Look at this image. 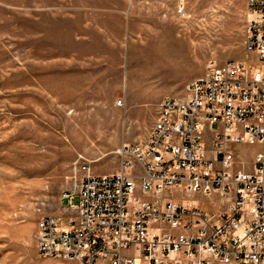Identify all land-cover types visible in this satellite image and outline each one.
I'll list each match as a JSON object with an SVG mask.
<instances>
[{
    "label": "rangeland",
    "instance_id": "1",
    "mask_svg": "<svg viewBox=\"0 0 264 264\" xmlns=\"http://www.w3.org/2000/svg\"><path fill=\"white\" fill-rule=\"evenodd\" d=\"M179 1L0 0V264H75L37 245L75 167L118 170L116 148L145 142L163 98L185 97L209 60L260 64L241 0H211L208 32L201 1L185 0L186 16ZM237 147L252 166L255 147Z\"/></svg>",
    "mask_w": 264,
    "mask_h": 264
},
{
    "label": "built area",
    "instance_id": "2",
    "mask_svg": "<svg viewBox=\"0 0 264 264\" xmlns=\"http://www.w3.org/2000/svg\"><path fill=\"white\" fill-rule=\"evenodd\" d=\"M243 46L260 64L209 60L185 97L163 98L145 142L116 148L118 170L75 167L84 175L62 193V212L37 221L40 257L264 264V0H247ZM240 145L261 146L251 170L238 159Z\"/></svg>",
    "mask_w": 264,
    "mask_h": 264
},
{
    "label": "crops",
    "instance_id": "3",
    "mask_svg": "<svg viewBox=\"0 0 264 264\" xmlns=\"http://www.w3.org/2000/svg\"><path fill=\"white\" fill-rule=\"evenodd\" d=\"M191 5L193 4V2H198L199 0H187ZM201 1V6H202V11H201V15H202V26L205 28L206 32L209 31V27H210V24H211V19H210V2L211 0H200ZM241 4H242V11L243 13H245L246 15V12H247V0H241ZM216 24L219 25V21L218 22H215V21H212V24ZM255 147V150L253 151V153L251 154V156L253 157V162H252V166L250 167H247V166H244V168L246 170H251L254 166V162H255V155L256 153L261 149V146H253ZM236 150H238V147L236 146L235 147Z\"/></svg>",
    "mask_w": 264,
    "mask_h": 264
},
{
    "label": "bare ground",
    "instance_id": "4",
    "mask_svg": "<svg viewBox=\"0 0 264 264\" xmlns=\"http://www.w3.org/2000/svg\"><path fill=\"white\" fill-rule=\"evenodd\" d=\"M74 201H75V199H74Z\"/></svg>",
    "mask_w": 264,
    "mask_h": 264
}]
</instances>
